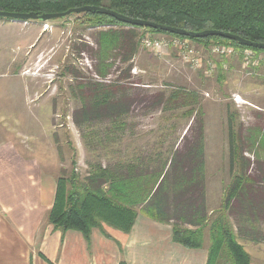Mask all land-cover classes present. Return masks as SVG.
Wrapping results in <instances>:
<instances>
[{
  "label": "trees",
  "instance_id": "1",
  "mask_svg": "<svg viewBox=\"0 0 264 264\" xmlns=\"http://www.w3.org/2000/svg\"><path fill=\"white\" fill-rule=\"evenodd\" d=\"M84 5L104 6L132 18L186 30L217 29L264 42V0H0V10L36 14ZM73 17L83 29H95L92 44L84 41L80 51L91 60L92 78L76 76L70 85L82 113L78 119L73 114L77 125L91 129V123L103 121L101 129L110 136L123 128L125 117L139 106L163 115L177 110V116L188 120L196 116L181 138L183 146L179 147V141L174 148L175 139L170 157L162 162L147 164L135 158L103 164L98 160L88 165L85 174L72 167L69 176H59L46 221L61 232L77 230L89 240L94 228L106 234L103 224L128 233L141 214L170 224L172 240L187 248H201L207 232L206 264H250V255L239 240H264L263 233L257 236L259 222L264 220V128L245 127L235 112L228 114L229 181L222 188L220 206L210 210L198 92L182 87L148 92L142 83L121 80L131 76L132 59L146 33L190 39L204 48L223 44L259 53L264 50L225 37L190 38L131 26L91 11L50 21ZM111 74L113 79L108 80ZM217 79L222 83L223 75L219 73ZM255 163L258 171L252 173Z\"/></svg>",
  "mask_w": 264,
  "mask_h": 264
},
{
  "label": "rangeland",
  "instance_id": "2",
  "mask_svg": "<svg viewBox=\"0 0 264 264\" xmlns=\"http://www.w3.org/2000/svg\"><path fill=\"white\" fill-rule=\"evenodd\" d=\"M94 30L83 29L74 17L46 22L0 17V137L30 153L37 148L39 166L43 172L46 166L50 168L55 177L69 176L72 167L85 174L88 165L98 160L103 164L135 158L147 164L162 162L170 157V144L175 139L174 148L179 141V147L183 146L181 138L196 116L188 120L177 116V110L163 115L159 110L145 111L139 106L125 117L123 128L110 136L101 129L103 121L91 123V129L77 125L73 114L78 119L82 113L70 85L76 76L92 78L91 60L80 51L84 41L92 44ZM197 47L204 52L203 58L209 56L207 48ZM178 52L169 47L158 56L140 44L132 59L131 76L121 82L142 83L148 92L175 87L198 92L205 131L207 204L208 209L216 210L222 188L229 181L228 114L235 112L236 120L245 127L264 128V66L243 67L236 55L213 56L219 72L207 76L203 68L195 69L183 62ZM219 73L223 75L222 83L217 79ZM47 157H51V163H46ZM255 171L256 163L252 173ZM259 223L257 236L264 234V220ZM204 243L208 244L207 232Z\"/></svg>",
  "mask_w": 264,
  "mask_h": 264
},
{
  "label": "crops",
  "instance_id": "3",
  "mask_svg": "<svg viewBox=\"0 0 264 264\" xmlns=\"http://www.w3.org/2000/svg\"><path fill=\"white\" fill-rule=\"evenodd\" d=\"M30 152L0 137V264H206L208 244L184 247L172 240L170 224L141 214L130 232L103 224L106 234L94 228L89 240L54 229L46 215L58 177L47 166L43 172L37 148ZM239 241L250 264H264V240Z\"/></svg>",
  "mask_w": 264,
  "mask_h": 264
},
{
  "label": "built area",
  "instance_id": "4",
  "mask_svg": "<svg viewBox=\"0 0 264 264\" xmlns=\"http://www.w3.org/2000/svg\"><path fill=\"white\" fill-rule=\"evenodd\" d=\"M140 44L146 49H151L158 56L162 55L167 48L175 47L183 62L195 69L203 68L207 76H214L218 71V64L211 58L213 56L226 58L236 55L240 56V63L243 67L246 65L257 67L261 64L264 66V53L256 52L250 48L237 49L231 45L212 44L207 48L210 57L203 58L204 52H201L196 43L186 38L173 37L171 40H164L144 35ZM222 67H225L224 63Z\"/></svg>",
  "mask_w": 264,
  "mask_h": 264
},
{
  "label": "water",
  "instance_id": "5",
  "mask_svg": "<svg viewBox=\"0 0 264 264\" xmlns=\"http://www.w3.org/2000/svg\"><path fill=\"white\" fill-rule=\"evenodd\" d=\"M87 11L97 12L100 14H105L114 17L117 20L125 24H129L131 26L150 27L153 29H158L161 31L169 32L180 36L190 37V38H206L213 36L225 37L234 40L240 43L241 45L264 50V42H254L252 40L243 38L237 34H233L230 32L217 30V29H204L200 31L186 30L183 28L168 26L150 20H145L141 18H132L130 16L124 15L122 13H119L113 9L104 6L84 5L80 7L70 8L63 12H51V13H42V14H36L35 12H10V11L0 10V17L10 20H21V21L39 20L42 22H46L53 19L64 18L73 13H81Z\"/></svg>",
  "mask_w": 264,
  "mask_h": 264
}]
</instances>
